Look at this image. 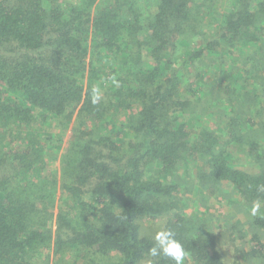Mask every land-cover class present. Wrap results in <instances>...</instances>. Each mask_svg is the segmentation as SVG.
Listing matches in <instances>:
<instances>
[{"label": "trees", "instance_id": "16d2710c", "mask_svg": "<svg viewBox=\"0 0 264 264\" xmlns=\"http://www.w3.org/2000/svg\"><path fill=\"white\" fill-rule=\"evenodd\" d=\"M195 1L157 0L144 22L139 0H0V264H147L153 235L144 232L143 222L164 216V227L175 231L187 259L226 264L216 236L189 225L169 176L201 158L203 183L229 184L250 205L264 198L257 191L264 185V163L249 173L225 153L234 142L247 143L239 127L251 119L243 111L218 114L223 139L205 125L192 133L190 121L180 120L190 98L180 97V76L164 59L184 26L199 23L201 9L212 8V0ZM235 3L219 13L220 29L200 50L214 55L242 38L264 45V0ZM103 54L113 65H103ZM219 68L216 91L229 96L231 69ZM74 116L60 160L63 181L59 190L51 189L55 181L43 180L46 165L39 163L47 159L53 135L15 138L36 120L53 118L67 126ZM8 132L12 155L1 147ZM12 164L21 170L8 168ZM31 171L36 178H25L28 188L19 186ZM64 192L70 203L56 201ZM251 226L260 239L264 215L251 217ZM48 246L52 258L35 261ZM154 264L171 262L158 257Z\"/></svg>", "mask_w": 264, "mask_h": 264}, {"label": "rangeland", "instance_id": "374dc122", "mask_svg": "<svg viewBox=\"0 0 264 264\" xmlns=\"http://www.w3.org/2000/svg\"><path fill=\"white\" fill-rule=\"evenodd\" d=\"M156 1L139 0L137 8L142 13L141 20L145 22L150 16L153 11L152 3ZM235 1L237 0H212L210 11L206 8L201 9L199 18L202 20L199 23L197 20H190L189 23L192 22L193 28L188 24L184 26L183 32L176 38V45L171 51V57L164 60L167 68L177 71L180 76L178 88L180 97L190 98L191 103L186 109L187 112L182 113L180 120L190 121L188 127L192 133L199 131L200 127L205 125L212 131H219V136L223 139L226 134V130H222L225 128V124L219 121L218 114L226 108L231 112H240L241 110L244 117L251 119L245 123L244 127H239V133L246 134L247 143L234 142L229 147H225V153L230 163L246 172L255 173L259 171V164L264 163V52L260 53L264 50V45L253 41L245 42L242 38L235 43L233 48L228 47L227 50L215 52L214 55H211L210 51L200 50V47L204 46V42H207L220 29L222 17L219 16V13L234 9L237 6ZM202 15L206 18H202ZM144 35L142 33L143 37ZM132 47L133 45L131 49ZM231 48L232 50H230ZM198 50L200 52L198 56L190 58V55ZM105 55L103 54L105 60H103V65H113L111 57ZM100 57L97 56L98 59H102ZM105 57H108L109 60H106ZM146 58L147 55L144 56V61L150 60ZM218 65H220V70H224L223 65H228L232 70H230V76L233 89L229 96H224L221 92L216 91L215 78L218 75L216 69ZM245 70H248L246 75L243 74ZM224 72L225 75L228 73L227 70ZM106 83L105 80L104 84ZM246 110L248 111L247 115ZM74 119L75 116L67 123V126L53 118L36 120L34 127H29L27 130L26 127H21V134L19 133L15 138L18 141H23L25 137L33 139L34 135L37 137L53 135V139L47 142L52 144L51 147L45 148L47 159H42L39 163L40 166L46 165L42 170L45 171V174H42L43 180H47L48 183L55 181L54 184H50L51 189L59 190L63 181V168L60 160L68 146ZM7 135L8 140L5 138L1 147L7 150L8 155H12L11 149L13 151L15 149L10 143L12 134L8 132ZM55 148H59V150L54 152ZM8 168L15 171L21 170L14 164L8 165ZM204 168L205 161L200 158L188 167L180 166L169 176V180H172L171 183L176 181L178 185L179 207L188 218L189 225L192 226V229L200 230L203 234L211 232L216 236L218 247L226 264L264 263V246L261 245L264 242V232H259L260 239L255 238V230L251 226L252 216L246 211V206L249 204L242 203L239 192L229 184L211 181L203 183L198 177L200 175L198 172ZM55 170L56 172L53 173ZM32 173L33 171L24 174L22 183L17 184L28 188L25 178L32 181L33 178H36ZM21 178L22 176L19 182ZM10 188L13 189L12 185ZM56 195L58 197L59 192ZM55 199L56 201H66V203L71 202L65 192L62 193L60 199ZM57 203L55 202L56 209L59 207ZM165 218L166 216L156 221H144L142 225L144 232H150L153 235L164 227ZM54 225L53 222L51 227ZM47 254L52 258V246H48L45 250L41 249L37 256L38 259L34 260L42 261ZM185 264H194V262L186 258Z\"/></svg>", "mask_w": 264, "mask_h": 264}, {"label": "clouds", "instance_id": "9594fccd", "mask_svg": "<svg viewBox=\"0 0 264 264\" xmlns=\"http://www.w3.org/2000/svg\"><path fill=\"white\" fill-rule=\"evenodd\" d=\"M92 102L95 104L99 99L98 90L94 89ZM259 193H264V185L257 188ZM246 211L252 217L264 215V198L258 197L246 206ZM153 245L147 250L149 257L147 264H154V259L166 257L171 264H185L187 252L182 243L176 238L174 230L168 227H162L157 230L153 236Z\"/></svg>", "mask_w": 264, "mask_h": 264}]
</instances>
